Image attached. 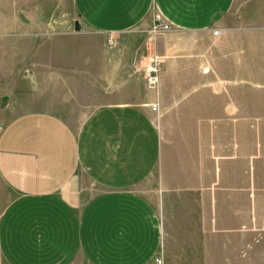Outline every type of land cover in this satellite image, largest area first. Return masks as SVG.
Here are the masks:
<instances>
[{"label":"crops","instance_id":"1","mask_svg":"<svg viewBox=\"0 0 264 264\" xmlns=\"http://www.w3.org/2000/svg\"><path fill=\"white\" fill-rule=\"evenodd\" d=\"M71 3L80 29L61 36L74 42L78 32L90 47L91 35L101 43L111 36L121 46L125 34L147 32L153 17L181 31L208 30L229 16L235 0ZM100 52L96 43L94 53L85 52L89 58L73 59V53L75 65L66 72L75 84L76 102L71 95L63 102L62 94L55 102L56 107L69 103L75 111L87 112L79 123L29 108V79L1 97L0 264H156L158 254L161 264L221 260L228 222L217 216L213 220L204 191L188 189L203 193L202 198L179 204L177 189L163 180V172L156 189L160 200L140 191L161 163L159 133L140 108L152 102V95L145 91L122 101L105 96L101 103L98 94L90 108L79 101L84 72L99 87H112L117 70L129 60L116 50L104 58ZM88 191H96L89 200Z\"/></svg>","mask_w":264,"mask_h":264},{"label":"rangeland","instance_id":"2","mask_svg":"<svg viewBox=\"0 0 264 264\" xmlns=\"http://www.w3.org/2000/svg\"><path fill=\"white\" fill-rule=\"evenodd\" d=\"M76 21L71 0H0V104L29 79V108L79 123L87 112L69 103L55 106L59 94L63 102L70 95L76 102L66 72L75 65L73 53V59L89 58L85 52L94 53L99 43L102 58L114 50L126 54L112 87H99L84 72L79 101L90 108L98 94L103 103L105 96L122 101L149 92L152 102L140 108L159 133L161 163L140 191L160 200L162 172L179 204L204 191L213 220L228 222L221 260L212 264H264V0H235L229 16L204 31H181L153 17L147 32L125 34L121 46L96 35L90 47L78 32L74 42L61 36L75 35ZM148 66L156 70L154 86ZM94 193L86 192L87 200Z\"/></svg>","mask_w":264,"mask_h":264},{"label":"built area","instance_id":"3","mask_svg":"<svg viewBox=\"0 0 264 264\" xmlns=\"http://www.w3.org/2000/svg\"><path fill=\"white\" fill-rule=\"evenodd\" d=\"M107 43L112 45L114 42V38L109 36L106 39ZM147 79L150 86H154L157 83V76H156V70L155 68L148 66L147 67ZM156 264H161V256L158 254L155 259Z\"/></svg>","mask_w":264,"mask_h":264},{"label":"water","instance_id":"4","mask_svg":"<svg viewBox=\"0 0 264 264\" xmlns=\"http://www.w3.org/2000/svg\"><path fill=\"white\" fill-rule=\"evenodd\" d=\"M80 27H79V24L76 22L75 23V30L76 31H79ZM7 102V97H3L2 98V103L5 104Z\"/></svg>","mask_w":264,"mask_h":264}]
</instances>
